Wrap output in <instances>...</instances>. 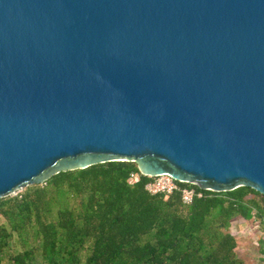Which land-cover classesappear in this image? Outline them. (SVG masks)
I'll return each mask as SVG.
<instances>
[{
  "label": "water",
  "instance_id": "obj_1",
  "mask_svg": "<svg viewBox=\"0 0 264 264\" xmlns=\"http://www.w3.org/2000/svg\"><path fill=\"white\" fill-rule=\"evenodd\" d=\"M121 161L264 195V0H0V198Z\"/></svg>",
  "mask_w": 264,
  "mask_h": 264
},
{
  "label": "trees",
  "instance_id": "obj_2",
  "mask_svg": "<svg viewBox=\"0 0 264 264\" xmlns=\"http://www.w3.org/2000/svg\"><path fill=\"white\" fill-rule=\"evenodd\" d=\"M130 174L138 181L130 184ZM133 162L59 172L0 198V264H246L231 232H264V195L249 187L151 195Z\"/></svg>",
  "mask_w": 264,
  "mask_h": 264
},
{
  "label": "rangeland",
  "instance_id": "obj_3",
  "mask_svg": "<svg viewBox=\"0 0 264 264\" xmlns=\"http://www.w3.org/2000/svg\"><path fill=\"white\" fill-rule=\"evenodd\" d=\"M231 232L237 238V254L246 264H264V232L257 225L250 221H236Z\"/></svg>",
  "mask_w": 264,
  "mask_h": 264
},
{
  "label": "built area",
  "instance_id": "obj_4",
  "mask_svg": "<svg viewBox=\"0 0 264 264\" xmlns=\"http://www.w3.org/2000/svg\"><path fill=\"white\" fill-rule=\"evenodd\" d=\"M150 182L145 186V189L151 194H164L166 196L179 192L182 204L189 205L195 197H199L200 194L191 187H179L178 181L174 180L169 175H160L156 177H148ZM138 181L137 174H130L129 183L133 184ZM184 184V183H182Z\"/></svg>",
  "mask_w": 264,
  "mask_h": 264
}]
</instances>
